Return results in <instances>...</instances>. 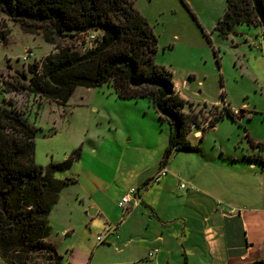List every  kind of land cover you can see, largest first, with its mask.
<instances>
[{
    "label": "rangeland",
    "instance_id": "obj_1",
    "mask_svg": "<svg viewBox=\"0 0 264 264\" xmlns=\"http://www.w3.org/2000/svg\"><path fill=\"white\" fill-rule=\"evenodd\" d=\"M185 1L189 8L182 0H135L137 9L158 38L157 64L172 72L174 82L187 81L189 84L186 93L188 101L194 106H187L186 111L194 110L201 117L211 118L217 113L214 106L222 109L226 104L235 114L234 119L226 115L215 129L206 132L200 145L204 154H192L194 156L189 157H201L197 159L207 163L216 160L214 169L217 171H247L253 155L245 131L248 130L252 139L264 145V72L260 71L259 66V61L264 62V57L257 60L254 58L255 52L258 56L263 54L259 48L262 41L252 44L257 38L258 29L240 25L235 34L224 38L214 29L224 16L226 0ZM6 21L11 34L7 42L0 39V81L5 82L0 84V103H11L10 106L24 114L37 129L36 163L46 166L51 162H62L80 148L83 162L76 163L71 170L58 173L57 176L60 179L75 177L79 180V173L89 166L97 171L109 168L111 172L106 177L110 179L119 166L116 150L128 146L123 171L126 168L127 171H142L148 164L149 156L142 155L134 148L148 142L146 138L149 132L136 124L135 115L144 117L145 112L150 114L148 106L154 107L153 102L150 99L141 100L139 103L146 105V109L140 112L139 104L119 100L112 86L104 85L98 89L79 87L69 106L63 107L25 90L22 87L29 85V79L23 78L22 74L26 72L30 78L29 66L58 52L57 45L47 43L41 31L22 28L8 18ZM84 39L85 35L77 40L67 38L60 41L58 46L72 47L75 51L85 53ZM30 52L33 56L24 61ZM253 72L258 75L259 81H255ZM12 85L21 88L14 90L11 89ZM144 118L152 120L150 115ZM156 122L160 130H164V133L168 131L166 123ZM117 123L123 124L121 126L126 133L124 138L121 136V143L114 139L110 131ZM197 131L193 130L194 133ZM194 133L191 132L189 137ZM105 139L108 145L104 150L108 158L105 164L99 165L96 158H91L85 152L93 150L95 141L101 143ZM194 140L199 143L198 139ZM179 154L180 158H176L177 155L172 157L170 166L174 164L178 167L182 164L181 158L187 154ZM261 157L260 160L255 158L254 162L260 164ZM178 184L175 186L174 182L168 183V190L175 198L182 195ZM159 185L158 182L153 183L152 194L155 195ZM143 189L146 190V187ZM119 192L120 188L115 184L109 193V200L118 201ZM93 232L87 235L92 252L98 245L97 237L104 233L95 232V226ZM111 239L108 238L101 251L113 248L110 246Z\"/></svg>",
    "mask_w": 264,
    "mask_h": 264
},
{
    "label": "trees",
    "instance_id": "obj_2",
    "mask_svg": "<svg viewBox=\"0 0 264 264\" xmlns=\"http://www.w3.org/2000/svg\"><path fill=\"white\" fill-rule=\"evenodd\" d=\"M260 2L264 12V0ZM7 18L22 28L41 31L47 43L57 45L58 52L29 66L30 78L22 74L29 79L25 90L63 107L69 106L79 87L110 84L122 100L150 99L169 126L163 168L178 152L198 151L205 133L226 115L235 118L227 105L214 106L217 113L211 124L203 129L199 144L192 145L189 135L194 125H202L201 115L186 111L194 105L176 92L172 72L157 64L158 38L135 0H0L3 42L11 34ZM239 25L263 26L254 0H226L224 16L214 30L228 38ZM92 32L100 35V41L85 53L58 46L62 40ZM6 104L0 103V257L7 264H62L63 256L48 242L49 216L63 190L77 183L76 178L60 179L57 174L71 170L81 158L80 148L62 162L38 165L37 129L11 103ZM249 142L264 148L250 138Z\"/></svg>",
    "mask_w": 264,
    "mask_h": 264
},
{
    "label": "crops",
    "instance_id": "obj_3",
    "mask_svg": "<svg viewBox=\"0 0 264 264\" xmlns=\"http://www.w3.org/2000/svg\"><path fill=\"white\" fill-rule=\"evenodd\" d=\"M249 27L258 29L257 38L252 44L262 41L259 44L263 50L262 56L254 53L256 60L261 59L264 57V28ZM250 50H253L251 45ZM259 66L260 71L264 72L263 60L259 61ZM253 75L255 81H259L258 75L254 72ZM175 84L182 97L188 100V82L175 81ZM112 88L116 94L115 88ZM118 99L136 102L139 104L138 111L143 112L146 105L139 102L148 98ZM148 108L150 114L145 112L143 116L150 115L152 120L135 115L136 124L149 132L146 138L148 142L134 148L142 155L149 156L148 164L142 171H127L126 167L123 171L129 147L122 146L115 152L119 166L113 172V178L106 177L110 175L109 168L97 171L88 166L79 173L77 183L61 193L49 216L52 234L48 242L63 256L62 264H252L264 261V148L252 146L249 142V138H252L248 130L245 131L252 149L253 156L248 168L252 171H217L214 169L216 160L207 163L197 159L201 157H189L204 154L201 147L196 152H179L187 154L181 158L182 164L175 167L169 163L165 167L168 175L158 182L160 185L154 195L152 179L163 168L170 132L169 126L166 133L160 130L156 120L162 124L166 122L161 121L154 107L150 105ZM121 125L117 123L110 130L118 143L122 141L121 136L124 138L126 134ZM201 136L192 134L189 137L193 146L199 144L194 139L200 141ZM107 145L106 139L101 143L95 141L93 150L89 149L85 154L96 158L99 165L105 164L108 157L104 149H107ZM179 153L173 158L176 155V158H180ZM260 157V164L255 163V158L260 160ZM79 162L83 160L80 158L75 164ZM170 181L175 186L178 183L187 185L185 189L180 188L182 195L175 198L169 192ZM115 184L120 188V195L118 201H110L109 193ZM132 189L138 191V196L131 210L124 214L119 211V203ZM94 226L99 234L110 227L117 228L108 237L112 238L110 246L113 248L101 251L107 238L105 243L98 242L96 250L92 252L87 235L94 233ZM155 250L157 253L150 258L149 254ZM0 264L7 263L0 257Z\"/></svg>",
    "mask_w": 264,
    "mask_h": 264
},
{
    "label": "built area",
    "instance_id": "obj_4",
    "mask_svg": "<svg viewBox=\"0 0 264 264\" xmlns=\"http://www.w3.org/2000/svg\"><path fill=\"white\" fill-rule=\"evenodd\" d=\"M100 41V35L98 33L92 32L89 33L87 35H85V39H84V46L86 48V51L92 50L94 48H96V46L98 45ZM33 56V53H29L28 55H26L24 57V61H28L31 57ZM175 90L177 93H179L181 95V91L180 89L176 86L175 84ZM182 96V95H181ZM213 117L208 118V117H201L202 125L199 127L198 125H194L193 126V130H198L197 133H194L192 130V133L195 134V136H199L201 133H203V129L208 127L211 124V121L213 120ZM205 120V121H204ZM202 129V131L200 130ZM168 175V169L167 168H162L157 175L152 179L153 182H159L161 180V178L165 177ZM187 187V185L185 183H182L180 185L181 189H185ZM138 196V191L136 189H132L119 203V207L122 209L123 213H128L131 210V207L133 206V201H135ZM116 227H110L109 229L105 230L104 233L100 234L97 237V240L100 244L105 243L107 238L109 237V235H111L113 232L116 231ZM155 253H157V250H155L154 252H151L149 254V257H153L155 255Z\"/></svg>",
    "mask_w": 264,
    "mask_h": 264
},
{
    "label": "water",
    "instance_id": "obj_5",
    "mask_svg": "<svg viewBox=\"0 0 264 264\" xmlns=\"http://www.w3.org/2000/svg\"><path fill=\"white\" fill-rule=\"evenodd\" d=\"M254 1H255V7H256L257 14H258L260 20L262 21V25L264 28V12H263L261 2H260V0H254ZM252 264H264V261H259V262H255Z\"/></svg>",
    "mask_w": 264,
    "mask_h": 264
}]
</instances>
